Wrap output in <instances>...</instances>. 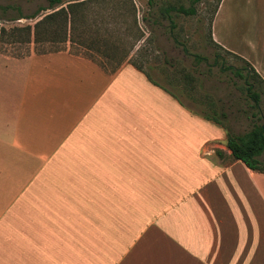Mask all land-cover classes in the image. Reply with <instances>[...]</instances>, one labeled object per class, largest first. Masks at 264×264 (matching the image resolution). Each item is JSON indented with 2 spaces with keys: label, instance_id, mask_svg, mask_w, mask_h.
Returning a JSON list of instances; mask_svg holds the SVG:
<instances>
[{
  "label": "crops",
  "instance_id": "0c3cea01",
  "mask_svg": "<svg viewBox=\"0 0 264 264\" xmlns=\"http://www.w3.org/2000/svg\"><path fill=\"white\" fill-rule=\"evenodd\" d=\"M226 2L211 41L264 82V30ZM104 68L0 50V264H264V173L126 61Z\"/></svg>",
  "mask_w": 264,
  "mask_h": 264
},
{
  "label": "rangeland",
  "instance_id": "374dc122",
  "mask_svg": "<svg viewBox=\"0 0 264 264\" xmlns=\"http://www.w3.org/2000/svg\"><path fill=\"white\" fill-rule=\"evenodd\" d=\"M217 1L199 0L194 4L192 14L173 10L166 17L161 9L167 4L188 7L189 0H90L81 10L72 34L78 45L68 41L62 43L57 35L44 34L38 42L32 43V38L31 42H25L22 35L15 34L13 39L5 34L0 50L16 56L67 50L86 58L90 50L94 58L105 61L109 69L116 67L115 62L134 61L140 65L146 80L172 97L177 105L197 116L206 111L225 124L232 134H242L253 123L264 126V86L256 79L248 81L251 89L262 93L255 107L245 93L243 78L234 74V69L239 68L243 75V64L211 43L209 25ZM226 1V5L233 8L238 28L243 22L252 31L264 30V0ZM46 4V0H0V25L7 32L14 26L32 25L34 20L26 17ZM47 11L44 9L39 13ZM14 17L19 18L9 19ZM110 45L115 49V62H106L102 53H112L105 50ZM176 73H189L195 77L190 95L176 78ZM203 94L207 97L203 98ZM172 109L173 117L169 107L162 106L161 128L168 131L164 121L172 117L174 135L178 129L174 118L176 110L173 106ZM155 112L159 113L157 107ZM148 128L146 124L145 133ZM257 158L264 159V152Z\"/></svg>",
  "mask_w": 264,
  "mask_h": 264
},
{
  "label": "trees",
  "instance_id": "16d2710c",
  "mask_svg": "<svg viewBox=\"0 0 264 264\" xmlns=\"http://www.w3.org/2000/svg\"><path fill=\"white\" fill-rule=\"evenodd\" d=\"M46 2H47L46 7H40L26 17L28 19L34 20L32 25L26 23L22 26H14L11 27V29H9V32H7L6 29L0 25V42L2 41L3 35L5 34H9L12 37L15 34L22 35L21 37L25 38L23 39L25 42L26 41L31 42L30 38H32V43L38 42L39 38H41L44 34H48L50 36L57 35L60 38V41H62V43L68 41L71 44H77V42H74L72 38V34L73 32H75L76 29L75 24L78 22V19L80 18L81 10L84 8V5L90 2V0H46ZM197 2H199V0H189L188 7H183L181 5L177 7H173V5L167 4V6L161 9V13L166 17H169V13L172 12L173 10H176L177 12L183 14H192L194 12V8H193L194 4ZM216 6L213 12L215 11ZM44 9H48V11L39 13V11ZM19 17H14L9 19H16ZM0 19H2V17H0ZM13 39L15 38L13 37ZM211 43L217 46L212 41ZM111 45L110 47H107L105 50H107V52L109 50L112 53L109 54V52L105 53L102 51L103 56L106 58L105 59L106 62L110 60L113 61L115 58L114 55L115 49ZM84 48L87 51L89 50L88 47H84ZM90 52L91 51L89 50L88 51L89 55L87 56L90 60L96 62L99 66L103 68L106 67L105 61L103 62V60H101L102 62L101 63L100 61L95 59L92 53ZM224 52L233 55L243 64V66H241V69L244 71L243 75L240 74L239 68L234 69V74L243 78L244 80L243 83L245 84V90H246L245 93L247 94L248 98L252 101L253 105L257 107V104L261 99L260 94L262 93H260L256 89H251V84L248 83V81L250 79H256L258 83H260L262 86H264V82L259 78V76L256 74V72L248 62L228 51H224ZM125 53L126 52H124V54ZM126 62L129 63L135 69L139 70L140 72H143L141 70L140 65L137 64L136 62L128 61V59L126 60ZM118 64H120V62H115L114 66H117ZM227 68H230V66ZM111 70H113V68ZM175 76L176 78L178 77L180 79V84H182V87L186 89L187 94L190 95V91L192 87L191 85H193V82L195 81L194 80L195 77H193L189 73H176ZM205 97L207 96L203 94V98ZM210 105L211 104H209V106ZM219 114L220 116H223L222 112H220ZM198 115L202 119L208 120L211 123L223 129L225 135L224 136L225 146L230 151V156L232 159L241 161L247 168L251 170H256L264 173V159L260 160L257 158L259 155H261L264 152L263 124L261 125V124L253 123L246 132L242 134H232L230 130L227 128V126H225V124H222L221 121L216 119L214 115L212 114L210 115L206 111H201V113L200 114L198 113Z\"/></svg>",
  "mask_w": 264,
  "mask_h": 264
}]
</instances>
